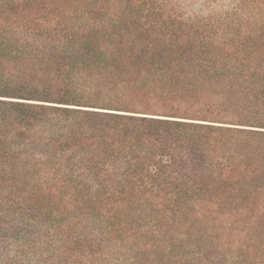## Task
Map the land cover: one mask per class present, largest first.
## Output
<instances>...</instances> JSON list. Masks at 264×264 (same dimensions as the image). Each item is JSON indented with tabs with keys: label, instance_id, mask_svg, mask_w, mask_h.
<instances>
[{
	"label": "trees",
	"instance_id": "16d2710c",
	"mask_svg": "<svg viewBox=\"0 0 264 264\" xmlns=\"http://www.w3.org/2000/svg\"><path fill=\"white\" fill-rule=\"evenodd\" d=\"M0 264H264V0H0Z\"/></svg>",
	"mask_w": 264,
	"mask_h": 264
},
{
	"label": "rangeland",
	"instance_id": "374dc122",
	"mask_svg": "<svg viewBox=\"0 0 264 264\" xmlns=\"http://www.w3.org/2000/svg\"><path fill=\"white\" fill-rule=\"evenodd\" d=\"M188 18H209L231 10L240 0H160Z\"/></svg>",
	"mask_w": 264,
	"mask_h": 264
}]
</instances>
